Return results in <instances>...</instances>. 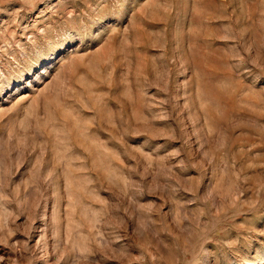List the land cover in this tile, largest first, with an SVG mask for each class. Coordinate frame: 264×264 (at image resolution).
Masks as SVG:
<instances>
[{
    "label": "rangeland",
    "instance_id": "obj_1",
    "mask_svg": "<svg viewBox=\"0 0 264 264\" xmlns=\"http://www.w3.org/2000/svg\"><path fill=\"white\" fill-rule=\"evenodd\" d=\"M0 264H264V0H0Z\"/></svg>",
    "mask_w": 264,
    "mask_h": 264
}]
</instances>
